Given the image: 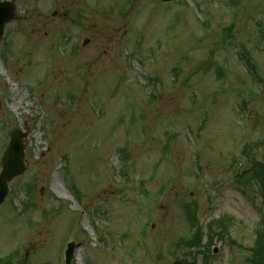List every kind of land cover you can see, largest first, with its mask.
Wrapping results in <instances>:
<instances>
[{
	"label": "rangeland",
	"instance_id": "obj_1",
	"mask_svg": "<svg viewBox=\"0 0 264 264\" xmlns=\"http://www.w3.org/2000/svg\"><path fill=\"white\" fill-rule=\"evenodd\" d=\"M0 1L17 12L0 173L11 131L27 135L0 264H65L70 242L72 264H248L264 198L239 176L264 164V0Z\"/></svg>",
	"mask_w": 264,
	"mask_h": 264
},
{
	"label": "water",
	"instance_id": "obj_2",
	"mask_svg": "<svg viewBox=\"0 0 264 264\" xmlns=\"http://www.w3.org/2000/svg\"><path fill=\"white\" fill-rule=\"evenodd\" d=\"M164 2H171L173 0H162ZM16 17L15 7L12 3L0 2V40L4 34L5 26L14 20ZM27 135L23 134L20 130H15L11 133V139L7 151L2 159V172L0 174V205L4 202L8 195L9 183L15 178L23 175L26 171L25 165V147L23 139ZM74 245L70 244L66 252V264H71L74 255ZM218 252V251H217ZM175 264H184L176 262Z\"/></svg>",
	"mask_w": 264,
	"mask_h": 264
},
{
	"label": "trees",
	"instance_id": "obj_3",
	"mask_svg": "<svg viewBox=\"0 0 264 264\" xmlns=\"http://www.w3.org/2000/svg\"><path fill=\"white\" fill-rule=\"evenodd\" d=\"M246 176L247 177L244 179V181H242L246 184L252 183L253 177L259 178L261 183L264 184V164L254 162L252 165V170Z\"/></svg>",
	"mask_w": 264,
	"mask_h": 264
},
{
	"label": "flooded vegetation",
	"instance_id": "obj_4",
	"mask_svg": "<svg viewBox=\"0 0 264 264\" xmlns=\"http://www.w3.org/2000/svg\"><path fill=\"white\" fill-rule=\"evenodd\" d=\"M260 244H261V247H260V252L258 254L259 255H264V248H263V246H264V240H262V242ZM258 260H260V259L258 258Z\"/></svg>",
	"mask_w": 264,
	"mask_h": 264
}]
</instances>
